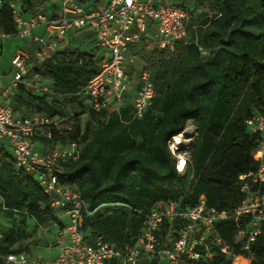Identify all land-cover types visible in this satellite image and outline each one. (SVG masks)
Masks as SVG:
<instances>
[{
    "label": "trees",
    "instance_id": "obj_1",
    "mask_svg": "<svg viewBox=\"0 0 264 264\" xmlns=\"http://www.w3.org/2000/svg\"><path fill=\"white\" fill-rule=\"evenodd\" d=\"M9 2L0 0V32L5 34L16 31ZM19 2L25 14L42 11L56 16L58 4L52 0ZM186 6L196 31L169 53L150 52L155 95L141 116L130 104L86 113L76 89L99 69L90 46L81 50L68 44L53 58L35 61L33 73L58 94L16 88L23 105L37 108L32 112L53 118L69 114L67 103L81 109L69 114L72 122L52 125L51 138L40 141L48 146L76 141L80 146L77 160L62 162L59 180L80 193L88 212L82 230L91 243L101 235L119 245L131 244L140 233L142 214L159 202L177 201L180 208H188L204 199L207 206L231 209L243 199L240 176L258 167L262 137L248 131L245 119L264 115V0H197ZM245 94L250 107L242 113L238 105ZM82 113L87 115L84 126L78 117ZM190 120L195 131L191 179L176 171L168 149L171 137ZM0 198V211L10 220L19 216L21 224L33 219L35 225H61L59 210L51 207L34 174L15 166L5 144L0 146ZM249 219L244 216L240 223L245 226ZM216 228L232 247L246 239L232 220L220 221ZM157 234L166 245L165 231ZM26 237L24 228L12 224L0 254L20 252L12 247ZM250 247L254 258L248 264H264V228ZM131 264H158V258L141 255ZM183 264L228 261L217 252L212 259Z\"/></svg>",
    "mask_w": 264,
    "mask_h": 264
},
{
    "label": "built area",
    "instance_id": "obj_2",
    "mask_svg": "<svg viewBox=\"0 0 264 264\" xmlns=\"http://www.w3.org/2000/svg\"><path fill=\"white\" fill-rule=\"evenodd\" d=\"M52 1L58 4L53 17L42 11L25 14L16 7V0L9 2L16 31L1 35L17 36L31 42L33 47L15 52L10 61V82L0 87V138L7 140L15 166L34 174L51 207L65 218L57 233L54 256L9 252L0 255L2 264H131L141 255L157 257L158 264H183L185 260L212 259L217 252L225 256L228 264L238 260L248 264L254 258L250 245L264 228V115L261 114L245 119L248 131L262 138L256 171L240 176L243 199L236 206L218 210L207 206L204 199L188 208H180L177 201L159 202L142 214L140 233L131 244L119 245L101 235L95 236L92 243L85 238L82 221L88 212L84 201L76 189L59 180L62 162L77 160L80 146L71 141L49 146L46 151L39 149L44 146L41 137L51 138L50 127L65 119L72 122L71 116L51 118L43 112L17 113L9 98L19 85L33 93L58 94L39 75L36 78L27 75L29 62L53 58L57 51L68 46L65 38L68 33L84 32L91 35L89 46L99 66L97 73L76 89L78 100H84L86 113L117 110L125 96L131 95L135 114L141 116L155 95L153 70L150 61H145L135 80L125 66L126 54L136 47L169 53L177 42H186L196 26L190 23L186 4L176 0H100V7L93 9H87L80 0ZM39 28L42 32L36 31ZM177 135L168 141V149L175 159L176 171L191 179L190 146L179 148L174 143ZM244 216L250 217L245 226L240 223ZM226 220L235 222L237 233L246 236L236 248L216 228V223ZM162 230L166 233L165 247L157 234Z\"/></svg>",
    "mask_w": 264,
    "mask_h": 264
},
{
    "label": "rangeland",
    "instance_id": "obj_3",
    "mask_svg": "<svg viewBox=\"0 0 264 264\" xmlns=\"http://www.w3.org/2000/svg\"><path fill=\"white\" fill-rule=\"evenodd\" d=\"M176 1H183V0H176ZM188 1V2H186ZM197 0H185V4L188 6H193V2L196 3ZM199 2V1H198ZM204 8V6H198L197 9ZM196 10V9H195ZM91 37V35H85L84 32L77 33L76 35L68 33L66 35V39L68 44H70L72 47H77L81 50H88V46L90 45V41L88 40ZM2 40V47H0V75L3 78V81L5 82L10 75V59L11 56L14 54L15 50L20 48L21 45L24 43L25 40H22L21 38L14 36L9 38H1ZM70 47V48H72ZM151 49L142 47V48H132L127 54H126V68L128 71L131 72V74H134L133 77L136 80L139 67L144 64L145 61L148 60L150 55ZM35 64V60H31L28 65V76H33V65ZM134 80V81H135ZM131 91H133V88H131ZM131 95H126L122 105L130 104L131 105ZM20 109L25 112H32L35 111L37 108L31 104L28 103L27 105H23L20 103ZM250 107V97L249 95L245 94L239 102L238 110L242 113L245 112L246 109ZM66 111L72 115L76 114L77 112H80L81 109L79 107H76L75 104L67 103L65 104ZM79 119L81 120V126H84L85 118L87 117L86 114H80ZM195 137V131L193 122L187 121L183 131L177 135L176 140L174 143L179 148H187L190 146L194 140ZM46 148L49 147L48 145H44ZM20 226L26 230L28 233V237L26 238H20L17 241V248L24 249L26 245L33 244L38 245V243H41L44 246L47 245L48 240L50 238H53L55 234L53 233V229H55L56 225L53 222H48L45 225L39 227L38 225H35L32 221L26 220L25 224L20 223L19 216H15L13 219H8L6 217L0 218V244L4 243V240L6 238L7 229L11 225ZM19 244V245H18Z\"/></svg>",
    "mask_w": 264,
    "mask_h": 264
},
{
    "label": "crops",
    "instance_id": "obj_4",
    "mask_svg": "<svg viewBox=\"0 0 264 264\" xmlns=\"http://www.w3.org/2000/svg\"><path fill=\"white\" fill-rule=\"evenodd\" d=\"M16 2H17L16 3V7L20 9L19 0H16ZM81 2L84 4V6L87 9H93V8L100 7V2L101 1L100 0H83ZM186 2H188V1H186ZM36 31L37 32H42V29L39 28ZM84 36H85V34H84ZM9 37H14V36H2L1 32H0V47H2L1 38H9ZM22 40H24V39H22ZM88 40L91 43V38H89ZM31 47H33L32 43L27 41V40H25L24 43L21 45V47L16 49L15 52L17 50H19V49L28 50ZM15 52H14V54H15ZM13 55L11 56V58L13 57ZM10 61H11V59H10ZM9 68H10V75H9V78L5 82L3 81V78L0 75V87L8 85V83L10 82V79L12 77L11 63L9 64ZM37 75H36V73H33V76H31V77L36 78L35 76H37ZM8 101H9V104L16 110L17 113H31V112L22 111L20 109L19 105L22 102L19 99V97L16 96V93L13 96H11ZM1 144H5L6 145V149L9 150V147H8V144H7V140L0 138V146H1ZM39 149H42V151H46L47 150V148L45 146H42V145L39 146ZM1 204H2V199L0 198V208H1ZM0 218H4V214L1 211H0ZM64 218H65V216L60 215V219L61 220H63ZM28 220L32 221L35 224V221L33 219H28ZM55 225H56L55 229L52 230L53 233L55 234V236L48 240L47 245L40 246V245H42L41 243H38V245L28 244V245L25 246L24 249H20V252H25L28 255H41L43 257H52V256H54L56 254V252H57V250L55 249L54 244H55V240L57 238V233H58V231L60 229V225H57V224H55ZM38 226L41 227V225H38ZM12 248L19 249V248H17V242L13 245ZM0 264H2L1 258H0Z\"/></svg>",
    "mask_w": 264,
    "mask_h": 264
},
{
    "label": "bare ground",
    "instance_id": "obj_5",
    "mask_svg": "<svg viewBox=\"0 0 264 264\" xmlns=\"http://www.w3.org/2000/svg\"><path fill=\"white\" fill-rule=\"evenodd\" d=\"M242 263H243V261L238 260L235 264H242Z\"/></svg>",
    "mask_w": 264,
    "mask_h": 264
},
{
    "label": "snow or ice",
    "instance_id": "obj_6",
    "mask_svg": "<svg viewBox=\"0 0 264 264\" xmlns=\"http://www.w3.org/2000/svg\"><path fill=\"white\" fill-rule=\"evenodd\" d=\"M183 164H184V161L182 160V161H181V165H180V166H181V167H183Z\"/></svg>",
    "mask_w": 264,
    "mask_h": 264
},
{
    "label": "clouds",
    "instance_id": "obj_7",
    "mask_svg": "<svg viewBox=\"0 0 264 264\" xmlns=\"http://www.w3.org/2000/svg\"><path fill=\"white\" fill-rule=\"evenodd\" d=\"M181 169H182V167H181Z\"/></svg>",
    "mask_w": 264,
    "mask_h": 264
}]
</instances>
